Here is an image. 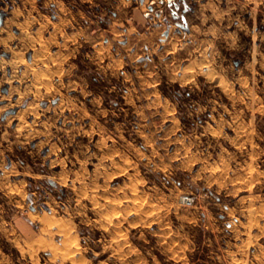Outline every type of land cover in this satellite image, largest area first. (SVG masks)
I'll return each instance as SVG.
<instances>
[{"label":"rangeland","instance_id":"1","mask_svg":"<svg viewBox=\"0 0 264 264\" xmlns=\"http://www.w3.org/2000/svg\"><path fill=\"white\" fill-rule=\"evenodd\" d=\"M0 264H264V0H0Z\"/></svg>","mask_w":264,"mask_h":264},{"label":"built area","instance_id":"2","mask_svg":"<svg viewBox=\"0 0 264 264\" xmlns=\"http://www.w3.org/2000/svg\"><path fill=\"white\" fill-rule=\"evenodd\" d=\"M181 200H182L183 202H190V201H191V197L188 196V195H183V196L181 197Z\"/></svg>","mask_w":264,"mask_h":264},{"label":"bare ground","instance_id":"3","mask_svg":"<svg viewBox=\"0 0 264 264\" xmlns=\"http://www.w3.org/2000/svg\"><path fill=\"white\" fill-rule=\"evenodd\" d=\"M76 246V245H75ZM69 250H71V249H69ZM72 250H74L75 251V249H72Z\"/></svg>","mask_w":264,"mask_h":264}]
</instances>
